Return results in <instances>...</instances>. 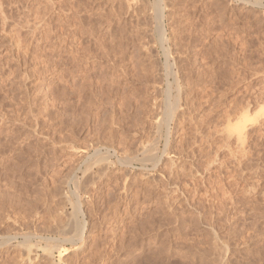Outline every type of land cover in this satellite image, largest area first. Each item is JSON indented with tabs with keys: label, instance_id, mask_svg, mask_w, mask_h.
<instances>
[{
	"label": "rangeland",
	"instance_id": "374dc122",
	"mask_svg": "<svg viewBox=\"0 0 264 264\" xmlns=\"http://www.w3.org/2000/svg\"><path fill=\"white\" fill-rule=\"evenodd\" d=\"M0 1L1 233L42 237L46 226L56 224L53 216L72 214L67 198L75 199L72 180L83 182L84 172L98 171H86L94 154L91 145L98 142L103 153L109 149L113 164L89 185L94 193L81 194L88 223L83 249L70 248L62 258L54 251L52 263L43 254V241L35 264H264V6L245 7L237 0H169L168 41L185 78L182 110L169 117L168 89L157 78L160 73L156 75L165 58L158 45L154 0H145L141 8V40L127 0ZM77 9L81 22L105 17L99 35L106 36L109 22H117L116 36L110 37L122 40L127 51L126 60L115 61L120 66L114 79L124 71V81L109 80L112 87L104 81L113 77L110 61L101 60L105 73L90 68L97 66L96 59L90 60L96 65L77 69ZM88 43L90 47L92 41ZM187 79L194 83L191 88L183 82ZM78 84L85 85L82 93ZM102 84L107 88H100ZM177 94L178 89L171 90L170 102ZM167 128L168 157L158 171L148 165L152 178L139 164L126 168L119 163L158 139L163 150ZM55 201L64 206L57 210ZM10 252H0V264L7 259L6 264H19L20 251Z\"/></svg>",
	"mask_w": 264,
	"mask_h": 264
},
{
	"label": "bare ground",
	"instance_id": "6f19581e",
	"mask_svg": "<svg viewBox=\"0 0 264 264\" xmlns=\"http://www.w3.org/2000/svg\"><path fill=\"white\" fill-rule=\"evenodd\" d=\"M52 1V0H51ZM98 1V0H97ZM100 1V0H99ZM144 1L145 0H127V3H128V7H129V10L133 13V15H135V17L137 18V21L138 22H136L137 24V26L136 27H138L137 28V31H138V33L140 32V30L139 29H141L140 28V19L142 18L141 16H142V12H141V8H142V5H143V3H144ZM171 1V0H170ZM173 1V0H172ZM237 1H239V4H241L242 6H245V7H253V8H257V7H263L264 6V1L263 0H237ZM2 1H0V3H1ZM3 2H4V0H3ZM5 2H6V0H5ZM37 2V1H36ZM72 2V1H71ZM78 2H79V0H78ZM78 2H77V4H78ZM84 2H85V0H84ZM88 2V1H87ZM86 2V3H87ZM93 2V1H92ZM95 2V1H94ZM93 2V3H94ZM125 2V1H124ZM169 2V0H154L153 1V5H152V7H153V9H154V12H155V17H156V19H157V33H158V42H159V48H160V51L162 52L161 54H162V56L165 58V62H164V64H163V66H161L162 68L159 70V72H157V74L156 75H158V73H160V77H157V78H160L159 80L160 81H164V84H165V87H166V89H168L167 90V107L166 108H168L167 110V112H168V114H169V117H173V113H176L177 111H178V109L179 110H182V106H181V104H180V102H181V90L180 89H182V85H181V83H182V80H184V79H181V76L179 75L180 73H181V68H180V66H179V64L176 62V60L174 59V57H173V54H172V52H173V50H172V48H171V45H170V43L171 42H169L168 41V34H167V29H166V27H167V22H169L172 18H170V16H168L167 14H166V8H167V6H168V3ZM56 3V2H55ZM54 3V4H55ZM146 3V2H145ZM170 3V2H169ZM172 3V2H171ZM183 3V2H182ZM1 5V7L3 6L2 4H0ZM79 5V4H78ZM77 5V6H78ZM84 5V4H83ZM151 5V4H150ZM149 5V6H150ZM5 6V5H4ZM56 6V5H55ZM80 6V5H79ZM78 6V7H79ZM86 6V5H85ZM0 7V8H1ZM63 7V6H62ZM84 7V6H83ZM103 7V6H102ZM3 8V7H2ZM85 8V7H84ZM90 8V7H89ZM122 8V7H121ZM151 8V7H150ZM169 8V7H168ZM78 9H80L81 10V8L79 7ZM77 9V10H78ZM99 9V8H98ZM124 9V8H123ZM126 9V8H125ZM152 9V8H151ZM1 10H3V9H1ZM105 10V9H104ZM119 10V9H118ZM121 10V9H120ZM129 10H127V12L129 11ZM8 11V10H7ZM1 12V11H0ZM3 12H4V10H3ZM10 12V11H9ZM82 12V11H81ZM95 12V11H94ZM101 12H104V11H101ZM109 12V11H108ZM113 12V11H112ZM119 12V11H118ZM121 12H123V11H121ZM120 12V13H121ZM6 13V12H5ZM4 13V14H5ZM91 13V12H90ZM99 13V12H98ZM131 13V14H132ZM169 13V12H168ZM3 13H2V15H4ZM37 14H38V12H37ZM77 14H78V18H79V22L77 21V36H79V34L78 33H80L81 32V35H80V38H81V40H79L78 38L79 37H77V69H80V67L83 65V64H88V63H93L94 65H96L97 64V66H91L90 68H93L92 70H95L96 71V69L98 68H101V72L102 73H105L104 71H107L106 69L107 68H103V65H102V62H101V60L103 61V60H106V61H110L111 62V64H109V67H108V70H109V72H111L112 73V75H113V77H111V78H104V81H106V82H108L109 80H115L116 81V79H114L115 77H114V75H116V73H117V69H118V66H120L119 65V63L116 65V62L115 61H124V59H125V57H124V54H126V51H127V47H126V51H124L123 49H122V47H123V44H124V42L121 40H119V41H117V40H115V39H113V37H115L116 36V33L114 32L115 31V28H116V25H117V22L115 21V20H113V21H110L109 19H107V20H109L110 22V24H109V28L107 29V32H106V36H105V34L103 35V34H100L99 35V26L100 25H102L101 24V20L103 21V18H105V17H101L102 19H100L99 17H97L98 19H96V18H92V20H90L89 22L85 19V20H83L82 19V22H81V16H79V14H81V13H79V10L77 11ZM89 14V13H88ZM96 14V13H95ZM106 14V13H105ZM125 14V13H124ZM144 14V13H143ZM6 15V14H5ZM4 15V19L7 17V15L5 16ZM83 15V14H82ZM90 15H92V13L90 14ZM103 15V14H102ZM113 15H115V13L114 14H112V16ZM38 16H39V14H38ZM37 16V17H38ZM88 16V15H87ZM93 16V15H92ZM92 16H89L88 18L89 19H91V17ZM110 16V15H109ZM125 16V15H124ZM41 17V16H40ZM20 18V17H19ZM77 18V19H78ZM122 18V17H121ZM3 19V21H5V22H7V19H8V17H7V19H5L4 20ZM22 19V18H21ZM41 19H43V18H41ZM40 19V20H41ZM181 19V18H180ZM2 20V19H1ZM18 20H20V19H18ZM36 20V19H35ZM9 21V20H8ZM39 21V20H38ZM83 21H87L86 23H83ZM125 21V20H124ZM133 21V20H132ZM131 21V22H132ZM146 21V20H145ZM1 22V21H0ZM5 22H2V23H4V25H5ZM107 22V21H106ZM177 22V21H176ZM20 23V22H19ZM18 22H17V25L19 24ZM22 23V22H21ZM41 23V22H40ZM185 23V22H184ZM1 24V23H0ZM8 23H6V25H7ZM11 24V23H10ZM39 24V23H38ZM44 24V23H43ZM105 24V23H104ZM9 25V24H8ZM16 25V26H17ZM21 25V24H20ZM23 25V24H22ZM46 25V24H45ZM179 25V24H178ZM183 25V24H182ZM3 26V25H2ZM10 26V25H9ZM3 27H7V26H3ZM18 27V26H17ZM16 27V28H17ZM42 27H45V26H42ZM101 27V26H100ZM142 27V26H141ZM175 27V26H174ZM8 28V27H7ZM9 28H11V26L9 27ZM8 28V29H9ZM39 28V27H38ZM59 28V27H58ZM99 28V29H98ZM122 28V27H121ZM124 28V27H123ZM143 28V27H142ZM150 28V27H149ZM2 30L4 29V28H1ZM13 29V28H12ZM10 30V31H16L15 29H13V30ZM22 29V28H21ZM43 29V28H42ZM42 29H39V30H42ZM55 29V28H54ZM117 29V28H116ZM19 30V29H18ZM53 30V29H52ZM72 30H74V29H72ZM72 30H71V32H72ZM101 30V29H100ZM4 31H5V29H4ZM20 31V30H19ZM36 31H38V30H36ZM49 31V30H48ZM60 31H62V29L60 28ZM76 31V30H75ZM135 31V30H134ZM21 32V31H20ZM52 32V31H51ZM55 32V31H54ZM74 32V31H73ZM37 33V32H36ZM60 33V32H59ZM63 33V32H62ZM126 33V32H125ZM150 33V32H149ZM169 33V32H168ZM6 34V33H5ZM12 34H13V32H12ZM20 34H22V33H20ZM39 34V33H38ZM47 34V33H46ZM52 34H53V32H52ZM64 34V33H63ZM63 34L61 35V36H63ZM118 34V33H117ZM130 34V33H129ZM143 34V33H142ZM151 34V33H150ZM9 35V34H8ZM14 35V34H13ZM15 35H17V32H16V34ZM19 35V34H18ZM25 34L23 33V36H24ZM54 35V34H53ZM75 35V34H74ZM75 35V36H76ZM136 35V34H135ZM138 35V38L140 39V37H141V35H140V33L139 34H137ZM137 35H136V37H137ZM146 35H147V33H146ZM10 36V35H9ZM20 36V35H19ZM52 36V35H51ZM50 36V37H51ZM110 36H113V37H110ZM143 36V35H142ZM149 36V35H148ZM174 36V35H173ZM49 37V38H50ZM90 37H93V39L92 40H90L89 38ZM96 37V38H95ZM98 37V38H97ZM111 38V40L109 39L108 40V38ZM135 37V38H136ZM18 39L20 38V37H17ZM25 38V37H24ZM45 38H46V36H45ZM86 38H88V39H86ZM170 38V37H169ZM175 38V37H174ZM182 38V37H181ZM6 39H7V37H6ZM21 39H22V37H21ZM21 39H19V41L21 40ZM126 39V38H125ZM145 39V38H144ZM17 40V39H16ZM87 40V41H86ZM136 40V39H135ZM141 40V39H140ZM18 41V42H19ZM28 41V40H27ZM67 41V40H66ZM90 41H92V44H91V46L89 47V45H87V44H89L88 42H90ZM126 41V40H125ZM131 42H132V40H130ZM143 41V40H142ZM150 41V40H149ZM152 41V40H151ZM157 41V40H156ZM171 41V40H170ZM68 42V41H67ZM66 42V43H67ZM87 42V43H86ZM182 42V41H181ZM22 44H24L23 42H21ZM138 43V42H137ZM144 43V42H143ZM153 43V42H152ZM126 44V43H125ZM140 44V43H139ZM146 44H148V43H146ZM20 45V44H19ZM18 45V46H19ZM84 45H86V46H84ZM149 45V44H148ZM14 46V45H13ZM137 46V45H136ZM179 46V45H178ZM178 46H175V47H178ZM182 46H184V45H182ZM20 47V46H19ZM25 47V46H24ZM147 47H149V46H147V45H145V48H147ZM154 47V46H153ZM181 47V46H180ZM22 48V47H21ZM124 48V47H123ZM155 48V47H154ZM182 48H184V47H182ZM147 49H149V48H147ZM151 49V48H150ZM180 49V48H179ZM185 49V48H184ZM132 50V49H131ZM26 51V50H25ZM28 51V50H27ZM74 51V50H73ZM148 51V50H147ZM172 51V52H171ZM175 51V50H174ZM176 51H177V49H176ZM19 52V51H18ZM23 52H24V50H23ZM29 52H31V51H29ZM182 52V51H181ZM74 53V52H73ZM73 53H71L70 55H72ZM146 53V52H145ZM152 54H153V51L151 52ZM173 53H175V52H173ZM180 53V52H179ZM22 54V53H21ZM26 54V53H25ZM156 53H155V51H154V54L153 55H155ZM160 54V55H161ZM29 55V54H28ZM146 55H147V53H146ZM149 55V56H148ZM148 57H150V55L151 54H149L148 53ZM18 56H19V54H18ZM152 56V55H151ZM184 56V55H183ZM186 56V55H185ZM24 57V56H23ZM139 57V56H138ZM147 57V58H148ZM155 58H157V57H155ZM181 58V57H180ZM187 58V57H186ZM93 59H96L95 61L97 62L96 64L94 63L95 61H93V62H90V60H93ZM145 59V58H144ZM151 59V58H150ZM98 60V61H97ZM126 60V59H125ZM146 60V59H145ZM105 61V62H106ZM178 61V60H177ZM160 61H158V63H159ZM104 63V62H103ZM107 63V62H106ZM109 63V62H108ZM158 63H156V64H158ZM126 64V63H125ZM125 64H124V66H125ZM89 65V64H88ZM91 65V64H90ZM106 65H108V64H106ZM127 65V64H126ZM183 65V64H182ZM185 65V64H184ZM137 66V65H136ZM152 66V65H151ZM154 66H156V65H154ZM84 67H86V66H84ZM88 67V66H87ZM104 67H106V66H104ZM117 67V68H116ZM122 67V66H121ZM160 67V66H159ZM187 67V66H186ZM82 68V67H81ZM120 68V67H119ZM153 68V67H152ZM151 68V69H152ZM84 69H86V68H84ZM87 69H89V67L87 68ZM97 69V70H98ZM105 69V70H104ZM154 69H155V67H154ZM123 70V69H122ZM134 70V69H133ZM79 71H81V70H79ZM87 71V70H86ZM83 72H85V71H83ZM83 72H82V74H83ZM91 72H94V71H91L90 70V72H89V70H88V73L90 74ZM108 72V71H107ZM124 72V71H123ZM121 73L120 72V76H118V80L117 81H119V83H120V81H124V79L123 78H125L124 77V73ZM126 72V71H125ZM150 72V71H149ZM101 73V74H102ZM148 73V72H147ZM146 73V74H147ZM155 73V72H154ZM85 74V73H84ZM88 74V75H89ZM93 74L94 73H92V76H93ZM95 74H97L96 72H95ZM127 74V73H126ZM151 74V73H150ZM149 74V75H150ZM189 74V73H188ZM80 75V74H79ZM86 75V74H85ZM112 75H109V77L110 76H112ZM155 75V74H154ZM81 76V75H80ZM95 76H97V75H95ZM104 76V75H103ZM129 76V75H128ZM88 77V76H87ZM91 77V76H90ZM89 77V78H90ZM105 77V76H104ZM153 77V76H152ZM199 77V76H198ZM82 78V79H81ZM81 78H80V80L81 81H83L82 83H84L85 81H84V79L85 78H83V76H81ZM88 78V79H89ZM100 78H101V76H100ZM200 78V77H199ZM88 79H86V80H88ZM97 79H98V77H97ZM151 79V78H150ZM162 79V80H161ZM79 80V79H78ZM77 80V81H78ZM79 80V81H80ZM91 80V79H90ZM99 80V79H98ZM97 80V81H98ZM129 80V79H128ZM152 80V79H151ZM155 80H158V79H156L155 78ZM78 81V83L80 84V82ZM93 81V80H92ZM91 81V82H92ZM116 81V82H117ZM127 81V80H126ZM154 81V80H153ZM88 83H89V81H87ZM87 82L85 83V84H87ZM110 82V81H109ZM109 82L107 83L108 85H109V87H112L111 85H113V84H109ZM128 82V81H127ZM152 81H150V83H151ZM155 82V81H154ZM153 82V83H154ZM157 82V81H156ZM184 82V84L186 85V87H192L193 86V81L191 80V79H187V80H185V81H183ZM94 84L96 83V82H93ZM104 83V82H103ZM148 83H149V81H148ZM162 83V82H161ZM78 84V85H79ZM92 84V83H91ZM96 84H98V83H96ZM107 84H102V85H104V86H100V88H103L104 87V89L105 88H107V87H105ZM114 84H115V82H114ZM123 84V83H122ZM128 84V83H127ZM77 85V86H78ZM81 85V84H80ZM79 85V86H80ZM88 85V84H87ZM158 85V84H157ZM78 86V87H79ZM83 86H85V85H83ZM83 86H80L79 88L77 87V89H79L80 90V93H82L81 91H83V89H85V88H83ZM90 86V85H89ZM95 86V85H94ZM99 86H97V87H99ZM92 87H93V85H92ZM183 87H184V85H183ZM190 87V88H191ZM90 89L88 90L89 91V93H90V91L92 90L91 89V87H89ZM158 88V87H157ZM112 89V88H111ZM159 89H160V87H159ZM162 89V88H161ZM172 89H178V94H177V96L175 97V98H171V99H173V101L172 102H170V96H171V90ZM35 90V89H34ZM78 90V91H79ZM107 90V89H106ZM105 90V91H106ZM117 90V89H116ZM108 91V90H107ZM111 91V90H110ZM109 91V92H110ZM32 92V91H31ZM36 92V91H35ZM161 92V91H160ZM40 93V92H39ZM78 93V92H77ZM88 93V94H89ZM122 93V92H121ZM33 94V93H32ZM36 94V93H35ZM90 94H93V91L90 93ZM109 94H111V92L109 93ZM115 94V93H114ZM21 95V94H20ZM26 95V94H25ZM189 95V94H188ZM37 96V95H36ZM90 96V95H89ZM116 96V95H115ZM183 96V95H182ZM81 97V96H80ZM91 97V96H90ZM89 97V98H90ZM104 97H107V96H104ZM189 97V96H188ZM25 98V97H24ZM32 98V97H31ZM37 98V97H36ZM83 98V97H82ZM19 99H21V98H19ZM26 99V98H25ZM91 99V98H90ZM107 99H108V97H107ZM114 99V98H113ZM126 99V98H125ZM125 99H124V101H125ZM35 100V99H34ZM77 100H79V99H77ZM83 99H81V101H82ZM12 101V100H11ZM36 101V100H35ZM94 101V100H93ZM124 101H122V103H124ZM32 102V101H31ZM79 102V101H78ZM77 102V103H78ZM97 102V101H96ZM121 102V101H120ZM126 102V101H125ZM187 102V101H186ZM0 103H2V102H0ZM80 103V102H79ZM81 103H83V102H81ZM91 103V102H90ZM95 103V102H94ZM89 104V103H88ZM126 104V103H125ZM33 105V104H32ZM92 105V104H91ZM119 105H123V104H119ZM2 106V105H1ZM33 107V106H32ZM80 107H82V104H81V106ZM85 107V106H84ZM115 107V106H114ZM119 107V106H118ZM123 107V106H122ZM111 108H112V106H111ZM81 109V108H80ZM97 110V109H96ZM95 110V111H96ZM123 110V109H122ZM14 111V110H13ZM26 111V110H25ZM80 111H82V110H80ZM85 111L86 110H84V112H82V113H85ZM115 111V110H114ZM28 112V111H27ZM87 112V111H86ZM14 113V112H13ZM30 113V112H29ZM115 113V112H114ZM124 113V112H123ZM28 114V113H27ZM89 114V113H88ZM95 114V113H94ZM107 114V113H106ZM19 115H21V114H19ZM18 115V116H19ZM25 115V114H24ZM31 115V114H30ZM34 115V114H33ZM36 115V114H35ZM89 115H91V114H89ZM97 115V114H96ZM113 115V114H112ZM111 115V116H112ZM29 116V115H28ZM27 116V117H28ZM79 116V115H78ZM105 116V115H104ZM134 116V115H133ZM186 116V115H185ZM191 116V115H190ZM20 117V116H19ZM80 117H81V114H80ZM114 117V116H113ZM116 117V116H115ZM129 117V116H128ZM82 118V117H81ZM83 118H85V117H83ZM106 118V117H105ZM132 118V117H131ZM78 119V118H77ZM111 119V118H110ZM127 119V118H126ZM85 120V119H84ZM185 120V119H184ZM83 121V120H82ZM91 121V120H90ZM183 121V120H182ZM2 122V121H1ZM111 122H112V120H111ZM160 122V121H159ZM187 122V121H186ZM114 123V122H113ZM131 123V122H130ZM183 123V122H182ZM80 124V123H79ZM160 124H161V122H160ZM158 125V126H161V125ZM35 125V124H34ZM51 125V124H50ZM97 125V124H96ZM112 125V124H111ZM111 125H109V127L111 126ZM113 125H115V124H113ZM117 125V124H116ZM119 125V124H118ZM117 125V126H118ZM136 125V124H135ZM134 125V126H135ZM157 125V124H156ZM52 126V125H51ZM79 126V125H78ZM100 126V125H99ZM102 126V125H101ZM104 126V125H103ZM34 127V126H33ZM84 127V126H83ZM105 127H106V125H105ZM129 127V126H128ZM168 127V126H167ZM28 128V127H27ZM31 128V127H30ZM39 128V127H38ZM7 129V128H6ZM80 129V128H79ZM104 129V128H103ZM109 129V128H108ZM107 128H106V130H108ZM158 129V128H157ZM160 129V128H159ZM240 131H239V133H241V131L243 130L242 129V127L240 128H238ZM5 130V129H4ZM46 130V129H45ZM57 130V129H56ZM89 130V129H88ZM96 130V129H95ZM102 130V129H101ZM118 130V129H117ZM116 130V131H117ZM53 131V130H52ZM105 131V130H104ZM111 131V130H110ZM109 131V132H110ZM161 131H162V129H161ZM97 132V131H96ZM158 132V131H157ZM170 130H169V128H167V133H166V136H165V145H164V149L163 150H160V148H159V139L153 144L152 143V145H150V146H148V147H141L140 149H137V151L136 152H133V153H135V155L136 156H134L133 154H132V157H131V159L130 160H128V158H129V156H128V158H127V160H124L123 162H120V159H119V163L120 164H122L124 167H126V168H130V167H135V164H139L140 166H141V170H142V172H144V175L145 176H150L151 175V173L149 172V170H148V165H152L153 167V169L155 170V169H157V167L159 168V164L161 163V161H164L165 159H166V156H167V154L169 153V134H170ZM243 132V131H242ZM40 133V132H39ZM99 133V132H98ZM104 133V132H103ZM111 133V132H110ZM129 133V132H128ZM79 134V133H78ZM81 134V133H80ZM97 134V133H96ZM155 134V133H154ZM153 134V135H154ZM158 134H159V132H158ZM242 134V133H241ZM240 134V135H241ZM243 134H244V132H243ZM242 134V135H243ZM87 135V134H86ZM86 135H85V137H86ZM105 135V134H104ZM110 135V134H109ZM161 135V134H160ZM16 136V135H15ZM54 136V135H53ZM90 136V135H89ZM108 136V135H107ZM51 137V136H50ZM103 137V136H102ZM108 137H110V136H108ZM108 137H107V139H108ZM125 137V136H124ZM162 137V136H161ZM94 138V137H93ZM88 139V138H87ZM111 139H112V136H111ZM57 140V139H56ZM103 140V139H102ZM6 141V140H5ZM9 141V140H8ZM91 141H92V139H91ZM96 141V140H95ZM105 141V140H104ZM107 141V140H106ZM114 141V140H113ZM126 141H127V139H126ZM65 142H66V140H65ZM84 142V141H83ZM112 142V141H111ZM110 142V143H111ZM135 142V141H134ZM133 142V143H134ZM72 143V142H71ZM92 143H93V141H92ZM127 143V142H126ZM4 144V143H3ZM13 144V143H12ZM85 144V143H84ZM101 144V143H100ZM103 144V143H102ZM129 144V143H128ZM8 145V144H7ZM17 145V144H16ZM130 145V144H129ZM139 145V144H138ZM170 145H171V143H170ZM79 146V145H78ZM78 146H77V148H78ZM89 146V145H88ZM103 146V145H102ZM104 146H108V145H104ZM110 146V145H109ZM132 146V145H131ZM141 146V145H140ZM13 147V146H12ZM91 147L94 149V154H93V157L90 159L91 160V162H89L90 163V165H88L87 166V169H86V171L87 172H89L91 169H93V167H96L97 169L96 170H98L96 173H93V172H91L90 174L89 173H87V174H85V172H84V175H86V178H85V180L83 179L82 181L83 182H75L74 180H72V182H73V184H75L74 186L76 187V190L74 191V193H72L71 195V197H73V198H75L74 199V201H72L71 200V198H70V196L68 197V195H67V198H68V201H71V203H72V208H73V213L72 214H69V216H67V217H65L64 218V216H65V214L64 215H62V213L60 214V212H59V214L57 213H55L57 216V218L55 217V216H53L54 217V221L53 222H55L56 224H54L53 226L51 225V226H46V229L44 230V232H42L41 234L44 236V235H47L48 237H40V236H38L36 233H34V232H27V233H21L20 235H17V236H14V235H11V234H3V233H1L0 232V252L1 251H3V250H9V252L10 251H14V253H16V251H20V252H18V255H19V257L17 256L16 257V255H15V257L16 258H18V262L17 263H19V264H35V262H36V260H37V252H38V250H39V248L41 247V246H39L40 244H41V242H45V244H46V246H44L45 248H43V251H44V256H46V258L48 259V261H50V262H52L53 260H54V251H58L59 252V256H60V258H62L63 256H65V255H67L69 252H70V248H73V250L75 251V250H77V251H79L82 247H83V245H84V236H85V232H86V230H87V226H88V223H87V219H86V216H85V213L86 212H84L83 211V203L81 202V194H88L89 192H90V190H91V188L92 187H90L89 185H91V184H93L94 183V181L96 180V178L98 177V178H100L101 176L103 177V175H104V173H106L105 171L107 170V168L111 165V164H113L112 162H111V158H112V154H109V152H108V150H107V153H103L102 152V149H100V146H98V142H96V144L94 145H91ZM118 147V146H117ZM133 147V146H132ZM23 148V147H22ZM69 148V147H68ZM90 148V147H89ZM112 148V147H111ZM115 148V147H114ZM19 149V148H18ZM6 150V149H5ZM38 150V149H37ZM113 150V149H112ZM30 151V150H29ZM28 152V151H27ZM105 152V151H104ZM116 152V151H115ZM128 152V151H127ZM12 153V152H11ZM87 153V152H86ZM120 153V152H119ZM123 153V152H122ZM172 153V152H171ZM26 154V153H25ZM89 154V153H88ZM115 154V153H114ZM13 155V154H12ZM23 155V154H22ZM111 155V156H110ZM130 155V154H129ZM176 155V154H175ZM182 155V154H181ZM88 157H89V155H87ZM86 156V157H87ZM117 156V155H116ZM134 156V157H133ZM127 157V156H126ZM168 157V156H167ZM2 158V157H1ZM119 158V157H118ZM123 158V157H122ZM172 158V157H171ZM8 159V158H7ZM22 159V158H21ZM29 159V158H28ZM0 161H1V159H0ZM25 161V160H24ZM171 161H173V159H171ZM16 162V161H15ZM23 162V161H22ZM36 162V161H35ZM119 163H116V164H119ZM175 163V162H174ZM45 164V163H44ZM164 164V163H163ZM171 164V163H170ZM42 165V164H41ZM121 165V166H122ZM167 165V164H166ZM169 165V164H168ZM112 166V165H111ZM171 167H172V165H171ZM46 168V167H45ZM40 169V168H39ZM124 169V168H123ZM79 171H80V169H79ZM108 171H110V170H108ZM127 171V170H126ZM157 171H158V169H157ZM101 175V176H100ZM69 176V175H68ZM151 177V176H150ZM152 177H153V175H152ZM151 177V178H152ZM67 180V179H66ZM160 180V179H159ZM103 181V180H102ZM154 181V180H153ZM56 182V181H55ZM59 182V181H58ZM62 182V181H61ZM30 184V183H29ZM61 185V184H60ZM94 185V184H93ZM28 186V185H27ZM94 188V187H93ZM55 189V188H54ZM1 190V189H0ZM6 191V190H5ZM58 191H60V190H58ZM92 191V190H91ZM93 192V191H92ZM53 193V192H52ZM62 194L64 193V192H61ZM94 193V192H93ZM1 194V193H0ZM3 194V193H2ZM56 195H60V194H57V193H55L54 194V196H56ZM59 198V197H58ZM69 198H70V200H69ZM51 199V198H50ZM53 200V199H52ZM55 200V199H54ZM54 200H53V202H54ZM57 201V200H56ZM55 201V204H56V206L57 207H59L57 210H59L60 209V206H64V205H62V203H60V206H59V204L57 205V202ZM66 201H67V199H66ZM67 201V202H68ZM86 203V202H85ZM50 204H51V202H50ZM50 204H48V205H50ZM53 204V206H54V203H52ZM52 204H51V206H52ZM47 205V204H46ZM49 207V206H48ZM47 207V208H48ZM52 208V207H51ZM55 208V207H54ZM63 208V207H62ZM62 208H61V210H62ZM53 209V208H52ZM55 210H56V208H55ZM60 210V211H61ZM64 210V209H63ZM53 212V211H52ZM61 212H63V211H61ZM54 214V215H55ZM50 215V214H49ZM53 215V214H52ZM67 215V214H66ZM52 216H51V219L53 218ZM43 219V218H42ZM8 220V219H7ZM10 221V220H9ZM3 222V221H2ZM1 223V222H0ZM4 224V223H3ZM48 225V224H47ZM1 227H2V225H1ZM3 228V227H2ZM31 228V227H30ZM27 230V229H26ZM1 231V230H0ZM2 231H3V229H2ZM20 232V231H19ZM39 238H38V237ZM38 238V239H37ZM20 239H22V240H20ZM34 240H37L36 241V243H35V241ZM42 248V247H41ZM83 249V248H82ZM42 250V249H41ZM72 250V251H73ZM5 252V251H4ZM7 252V251H6ZM3 253V252H2ZM8 253V252H7ZM11 253V252H10ZM6 254V253H5ZM5 254H4V257L6 258L7 256H5ZM17 254V253H16ZM1 256H3V254L1 255ZM40 256V255H39ZM14 258V257H13ZM39 258H41V257H39ZM42 259V258H41ZM46 259V260H47ZM1 260H2V258H1ZM8 260V259H7ZM7 260H4V261H6L7 262ZM10 260V259H9ZM13 260V259H12ZM40 260V259H39ZM38 260V261H39ZM61 260V259H60ZM16 261H17V259H16ZM41 261V260H40ZM39 261V262H40ZM1 262V261H0ZM6 262H5V264H6ZM9 262L10 261H8V263L7 264H9ZM13 263H14V261H13ZM53 263V262H52ZM44 264V263H43Z\"/></svg>",
	"mask_w": 264,
	"mask_h": 264
}]
</instances>
